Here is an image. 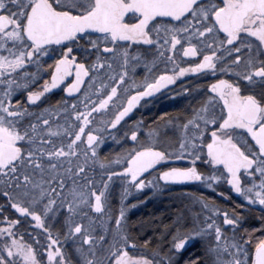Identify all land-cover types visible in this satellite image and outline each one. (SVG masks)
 Masks as SVG:
<instances>
[{"label": "snow or ice", "instance_id": "snow-or-ice-1", "mask_svg": "<svg viewBox=\"0 0 264 264\" xmlns=\"http://www.w3.org/2000/svg\"><path fill=\"white\" fill-rule=\"evenodd\" d=\"M189 73L207 82L184 115L131 119ZM220 182L264 211V0H0V264H264V215L245 227L202 194L133 235L131 191Z\"/></svg>", "mask_w": 264, "mask_h": 264}, {"label": "flooded vegetation", "instance_id": "flooded-vegetation-1", "mask_svg": "<svg viewBox=\"0 0 264 264\" xmlns=\"http://www.w3.org/2000/svg\"><path fill=\"white\" fill-rule=\"evenodd\" d=\"M56 57V53H51L49 56L44 57L49 63ZM185 60H195L196 58H184ZM137 75L141 76L144 72L143 67L136 69ZM207 81L199 74H187L186 77H182L177 81L176 85L168 86V89H162L161 92L155 94V98L147 104L141 102L140 106L134 109L133 113H130L132 120L142 118L146 123L155 122L161 124L163 120H168L170 117H180L184 115L187 110L196 102V96L202 88L198 85H203ZM181 85L184 87H190L193 91L191 93H183L180 91ZM62 85L60 88L52 90L47 94L52 103L57 100L67 99L69 94L62 91ZM173 92L176 94L174 95ZM76 95V94H73ZM148 99V98H145ZM39 103V102H37ZM161 113H167L162 120H157V117L161 116ZM126 120L129 117L125 118ZM123 123V122H122ZM155 126V125H153ZM172 132L171 126L167 129ZM122 140L114 141L110 138H106L103 145H101V154L112 156L115 152L120 150ZM169 164L179 166H189L191 161H170ZM200 162H197L199 166ZM224 192L226 195L221 196L219 193ZM203 195L205 198L211 197L216 203H219L222 207L227 208L230 212L235 209L241 214V219L245 227L251 228L260 222V217L264 215L261 206L256 205L252 207L247 206V201H244L240 196L232 192L229 186L223 182H220L219 188L216 191L210 190L204 185L199 183H189L187 185L169 184L163 186L159 192H153L150 187H146L143 190L131 191L125 200V204L134 205L129 207L126 216L131 227L133 235H136L139 240L150 238V243L155 242L157 236L160 235L161 227L163 223H168L175 215L177 209L185 208L186 206L192 207L193 210L198 208V205L193 204L188 198L187 194ZM120 182L116 181L113 186V210H118L120 206ZM245 205L241 207V205ZM0 206H2L6 214L12 216L14 210L9 209L5 198L0 195ZM18 215V214H16ZM51 225L53 235L56 232L63 231L62 222L59 218L49 221ZM36 233H42V230L32 226L30 231ZM253 235H259V232L253 233ZM68 250L71 251V241L68 242ZM194 251V249H190ZM186 253L185 255H187Z\"/></svg>", "mask_w": 264, "mask_h": 264}, {"label": "trees", "instance_id": "trees-1", "mask_svg": "<svg viewBox=\"0 0 264 264\" xmlns=\"http://www.w3.org/2000/svg\"><path fill=\"white\" fill-rule=\"evenodd\" d=\"M159 236H157V238H158Z\"/></svg>", "mask_w": 264, "mask_h": 264}]
</instances>
